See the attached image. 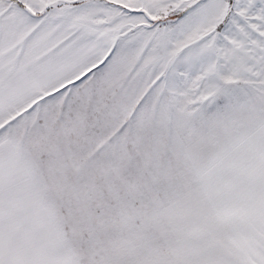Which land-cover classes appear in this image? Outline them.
I'll return each instance as SVG.
<instances>
[{"label":"snow or ice","instance_id":"snow-or-ice-1","mask_svg":"<svg viewBox=\"0 0 264 264\" xmlns=\"http://www.w3.org/2000/svg\"><path fill=\"white\" fill-rule=\"evenodd\" d=\"M0 264H264V0H0Z\"/></svg>","mask_w":264,"mask_h":264}]
</instances>
